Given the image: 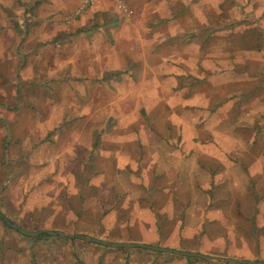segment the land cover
Instances as JSON below:
<instances>
[{
    "label": "crops",
    "instance_id": "obj_1",
    "mask_svg": "<svg viewBox=\"0 0 264 264\" xmlns=\"http://www.w3.org/2000/svg\"><path fill=\"white\" fill-rule=\"evenodd\" d=\"M21 1L32 3L29 7L35 13L26 33L11 18L0 17V90L1 84L77 85L84 79L93 84L103 75L119 72H123L122 82L138 84L140 89L136 96L109 98L105 118L112 119V126L105 131L93 124L102 117L98 114L101 108L95 112L80 109L74 117L88 119L90 128H65L55 136L59 144L50 150L52 168L65 170L60 182L72 185L79 200V208L65 204L64 214L81 218V230L93 224L103 227L107 238H120L123 227L156 232L154 216L175 217L172 227L162 231L184 240L171 242L216 248L236 241L264 258V0H234V16L216 20L210 14L224 13L223 0H131L132 5L136 3L135 19H140L133 22L138 28L126 40L133 41L130 46L136 41L138 47L141 38L153 41L143 57L158 61L155 70L163 65L175 67L179 73L169 75L187 82L171 87L141 84L150 81H146L149 77L141 81L139 48L137 53L127 50L134 58L130 64L103 70H83L70 65L74 60H62L63 55L51 57L43 49L47 42L68 46L85 33L70 32L66 20L58 17L57 23L45 19L43 10L62 8L55 4L59 1ZM72 1L76 7L81 0ZM113 1L115 16H109L105 0H98L85 12L86 18L106 14L105 28L116 21L130 22L118 11V0ZM141 6L152 9L143 20ZM182 19L187 22L185 27ZM107 31L114 32L110 27ZM225 38L233 44L227 43L217 52L209 50L212 39ZM174 42H184V51L166 50ZM79 60L80 56L76 64ZM158 71L147 72L151 81ZM2 97L0 94V101ZM5 109L0 104V125ZM1 135L2 130L0 140H4ZM204 235L211 237L205 239ZM45 238L49 243L56 241L57 250L66 254L63 264H186L178 255L167 258L161 253L124 252L131 248L115 249L78 238L72 242L62 236ZM70 254L76 257L67 258Z\"/></svg>",
    "mask_w": 264,
    "mask_h": 264
},
{
    "label": "rangeland",
    "instance_id": "obj_2",
    "mask_svg": "<svg viewBox=\"0 0 264 264\" xmlns=\"http://www.w3.org/2000/svg\"><path fill=\"white\" fill-rule=\"evenodd\" d=\"M54 1H61V3L57 2L55 4L63 7L44 9L45 19H51L53 23L66 20L65 23L69 27L70 32L85 33V35L80 39L71 41L68 46L58 45L59 47H57L55 45L56 41L47 42L43 49L47 50L51 57L63 55L62 60L66 57L74 60V63H70L71 66L81 67L83 70L91 67L103 70V68H118L126 63L130 64L134 58L131 55H127V50L131 48L133 52L137 53L139 48L142 54L141 61L143 62L141 63V81L143 78L147 79V77L149 79L146 81H150L141 84H170L171 87L174 84L187 83L185 79H175L173 75V78L169 75L170 73H179V70L175 67L163 65L160 70H155V68H158V61L143 57V52L148 54L153 47L151 39L141 38V47L135 44L136 41H134L133 46H130L133 41L130 42V39L126 40L131 35V32L132 34L135 33L138 28L133 23L140 19L138 17L137 20L135 19L136 10L134 5L136 3L132 5L130 3L131 0H123L125 2L118 0V2H122L128 8L130 15L124 16V18L130 20V22L126 23L123 21L125 22L123 25L122 22L116 21L114 25H108L107 28L109 29L110 27L114 31L109 33L104 26L106 14V16L103 15L102 17L89 16L86 18L88 15L85 13L83 16L69 20L81 1L76 7L73 6L75 2L72 0ZM223 1L224 13L219 16L217 12L212 11L210 14L211 19L216 20L217 18L234 16L231 11L234 0ZM241 1L244 3V1L249 0ZM12 2H0V17L11 18V22H14L15 27L18 28L17 26L19 25L20 28L18 29L21 33H26V26H30V19L35 14L32 7H29L32 3H24L21 0ZM105 3L108 4L109 11L107 12L109 16H115L116 2L105 0ZM128 3L130 6H128ZM70 4L71 6H69ZM151 11V8L145 9L141 6V19L143 20V17L150 16ZM83 20L87 21L85 25H81ZM20 22H22V25H20ZM180 23L182 27L187 25L185 19H182ZM142 28L143 24H141ZM111 35L114 36V39ZM183 43L174 42L171 45L167 44L165 48L168 51L170 49L184 51L185 45ZM227 43L233 44L231 39H212L209 42V50L217 52L219 47L225 46ZM64 46H67V48ZM62 49H66L65 52L61 51ZM79 56L81 61L79 60L80 63L76 64L75 60H78ZM178 61L180 62V59ZM153 71H158L160 74L154 73L156 75L155 80L151 81L148 73L151 72L153 74ZM122 75L123 72L115 73V75L106 74L99 79L93 80V84H86L87 79H84L85 82H82L81 79L80 82L82 84L77 85L12 84L9 87V84H1L0 94L4 95V97H2L0 104L6 107L5 111L1 112L4 119L2 118V125H0V130H2L1 137L4 136V140H0V211L2 215L5 218L8 217L9 219H7L10 222L29 233L45 231L60 233L69 237H75L76 235L89 238L95 237L104 243L143 245L153 249L195 255L179 257L186 264H238L230 263V261L264 263V258L258 254L257 250L243 244L239 245L236 241H226L225 244L222 243L216 248H202L200 243L196 244L195 242H190L189 244L171 242L175 238L183 239L181 237L178 238L177 234L162 231L172 227V222L177 219L175 217L154 216L157 222L156 232H141L140 227H129L128 229L123 227V233L120 234V238H107L103 227H95L93 224L85 230H81V218L76 216L69 217L64 214L63 207L65 204H69L73 208H79V200L75 196L72 185H64L60 182L63 178L61 173L65 172V170L52 168L53 153L50 150L59 144L55 136L65 128H90L88 119H84L80 115L74 117L78 111L82 112L80 109L88 111L93 108L95 112L101 108L98 114H102V117L98 116L97 121H94L93 124H96L98 131H105L111 127L112 119L105 118V112L110 107L109 98L114 96L116 100L124 96H136L140 90L137 86L138 84H130L127 80L122 82L124 80ZM182 77L185 76L183 75ZM133 79L136 81V78L133 77ZM100 84H114V87L112 89L104 85L100 87ZM88 103L91 104L89 105ZM118 107L119 109L117 110L122 111V107ZM174 212L177 213V210ZM45 237L50 236L39 238L23 236L0 222V264H63L66 254L63 255L61 251L57 250V245L54 243L56 241H50L49 243ZM69 237L67 238L71 242L75 239ZM202 237L209 239L211 235ZM123 250L124 252H144L155 256L161 253V256H166L167 258L177 256L168 252H154L149 249L136 247ZM199 256L223 261L212 263L203 260ZM73 257L76 256L73 254L67 255V258Z\"/></svg>",
    "mask_w": 264,
    "mask_h": 264
},
{
    "label": "water",
    "instance_id": "obj_3",
    "mask_svg": "<svg viewBox=\"0 0 264 264\" xmlns=\"http://www.w3.org/2000/svg\"><path fill=\"white\" fill-rule=\"evenodd\" d=\"M0 222L3 223L4 225L8 226L9 228H11L12 230H14L15 232L26 236V237H31V238H39V237H44V236H62V237H69V236H65L63 234L60 233H52V232H40V233H29V232H25L22 229H20L17 225L13 224L12 222H10L7 218H5L1 213H0ZM69 238H78V239H82V240H88L92 243L95 244H99L102 246H110V247H115V248H144V249H149L152 250L154 252H168L174 255H178V256H195L192 254H183V253H177L174 251H170V250H163V249H153L150 247H146L143 245H124V244H108V243H104V242H100V241H96V240H92V239H86L84 237H80V236H75V237H69ZM200 257V256H199ZM202 259H207L205 257H200ZM210 260V258H209ZM216 261H223V260H219V259H215ZM224 262H229V261H224ZM230 263H239V264H262V263H248V262H235V261H230Z\"/></svg>",
    "mask_w": 264,
    "mask_h": 264
},
{
    "label": "built area",
    "instance_id": "obj_4",
    "mask_svg": "<svg viewBox=\"0 0 264 264\" xmlns=\"http://www.w3.org/2000/svg\"><path fill=\"white\" fill-rule=\"evenodd\" d=\"M97 1L98 0H81L79 6L76 8L75 12L71 16V18H69V20H73L82 16L85 12H87L90 8H92V6ZM117 9L125 17L130 15L128 8L122 2H117ZM20 25H22V22H20Z\"/></svg>",
    "mask_w": 264,
    "mask_h": 264
},
{
    "label": "trees",
    "instance_id": "obj_5",
    "mask_svg": "<svg viewBox=\"0 0 264 264\" xmlns=\"http://www.w3.org/2000/svg\"><path fill=\"white\" fill-rule=\"evenodd\" d=\"M115 75V74H114ZM1 212V211H0ZM1 214H2V212H1ZM5 217V216H4ZM6 218H8V217H6ZM9 219V218H8ZM42 239V238H41ZM36 240H38V239H36Z\"/></svg>",
    "mask_w": 264,
    "mask_h": 264
}]
</instances>
